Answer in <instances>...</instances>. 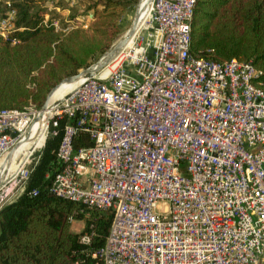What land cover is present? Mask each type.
I'll list each match as a JSON object with an SVG mask.
<instances>
[{"label":"built area","instance_id":"2783aa9c","mask_svg":"<svg viewBox=\"0 0 264 264\" xmlns=\"http://www.w3.org/2000/svg\"><path fill=\"white\" fill-rule=\"evenodd\" d=\"M144 3L146 14L122 50L55 102L42 145L2 180L19 189L5 190L0 209L24 192L32 155L66 118L50 189L113 212L92 261L66 264H264V90L253 82L260 71L237 58L191 54L196 0ZM15 14L0 18L5 38ZM41 112L33 104L0 110V163L30 138ZM80 133L93 143L75 148ZM93 236L90 224L81 242Z\"/></svg>","mask_w":264,"mask_h":264},{"label":"trees","instance_id":"16d2710c","mask_svg":"<svg viewBox=\"0 0 264 264\" xmlns=\"http://www.w3.org/2000/svg\"><path fill=\"white\" fill-rule=\"evenodd\" d=\"M5 17L16 11L8 38L0 34V110L42 107L51 91L103 56L121 33V19L140 0H89L93 19L88 27L57 29L60 14L49 0H4ZM55 13V14H54ZM50 18L46 21V15ZM54 14V16H53ZM191 24V54L225 62H250L260 74L253 82L264 90V0H196ZM62 25V24H61ZM64 26V25H63ZM66 118L56 127L34 165L24 192L0 209V264H66L92 261L89 252L102 248L113 212L87 209L53 193L55 174L61 169L57 152ZM74 147L93 143L88 133L73 139ZM37 188L39 193L29 192ZM85 208L89 216L80 210ZM71 216L94 225L90 244L72 230Z\"/></svg>","mask_w":264,"mask_h":264},{"label":"rangeland","instance_id":"374dc122","mask_svg":"<svg viewBox=\"0 0 264 264\" xmlns=\"http://www.w3.org/2000/svg\"><path fill=\"white\" fill-rule=\"evenodd\" d=\"M139 3H140V1H139ZM139 3H138V5H139ZM0 4H4V2H1ZM47 5L49 6L50 10L60 14L58 20L60 21V25L62 24L61 26L64 28L68 27L69 25H78L79 27H82L81 26L82 23L83 24L84 23L90 24V22L93 19V14L91 13L92 10L87 11L88 6H89V0H49L47 2ZM138 5L130 8L126 13H124V15L121 19L122 20L121 21V33L116 38L113 45L116 44L124 36V34L128 31V29L131 27V25L135 19V16H136ZM54 14H53V16H54ZM0 16H3V12L1 10H0ZM101 57H98L97 59H95L93 62L90 63V65L97 62ZM89 66H87V67H89ZM87 67L81 69L80 71L86 69ZM44 138H45V136H44ZM42 142H43V140L36 147L42 145ZM33 150L34 149H32V151H30V152L32 153ZM31 153H29V154H31ZM40 154H41L40 151H36L32 155V157H31L33 160L32 166L37 164V161L40 158ZM14 183L15 182H13L9 177V179L6 181V183H4L3 185L0 186L1 187L0 199L3 196H5L4 192H5V190H7V188L12 189L14 193L17 192L19 187L17 186L16 188H13ZM4 199H6V198L4 197ZM80 221L81 222H79V220L77 219L74 224L72 223V226H71L72 230L77 232V233L82 232L86 226V222L84 220H80Z\"/></svg>","mask_w":264,"mask_h":264},{"label":"bare ground","instance_id":"6f19581e","mask_svg":"<svg viewBox=\"0 0 264 264\" xmlns=\"http://www.w3.org/2000/svg\"><path fill=\"white\" fill-rule=\"evenodd\" d=\"M144 1H142V6L139 11L140 19L144 17L145 10ZM143 7V8H142ZM113 61L109 66L105 67L104 73H107L111 68H113L116 64ZM114 63V64H113ZM89 75H81L79 78L73 81H66L61 83L55 91L52 93L51 98L49 100L47 108L43 111L41 118L38 122L33 126L31 136L26 141L22 142L17 148H15L11 153H9L0 163V184L1 179L5 178L11 172L15 171L18 167L20 160L24 157L28 156L30 151L34 149L42 140L44 141L45 130L47 123L52 116L53 107L55 102L64 97L67 93L73 90L78 84H80L83 80L88 78ZM43 143V142H42ZM2 175V176H1Z\"/></svg>","mask_w":264,"mask_h":264},{"label":"water","instance_id":"95a60500","mask_svg":"<svg viewBox=\"0 0 264 264\" xmlns=\"http://www.w3.org/2000/svg\"><path fill=\"white\" fill-rule=\"evenodd\" d=\"M139 11H140V3L137 7V12H136V16L135 19L131 25V27L128 29V31L124 34V36L114 45H112V47L94 64L90 65L89 67H87L86 69L80 71L79 73L67 77L65 78L61 83L66 82V81H73L76 80L77 78H79L81 75H89L93 76L95 74V72H97L98 70L102 69L104 66H106L110 61L113 60V58L122 50V48L127 44L128 40L130 39V37L132 36V34L134 33V31L136 30L138 23H139ZM60 83V84H61ZM59 84V85H60ZM57 85L49 94L45 104L42 106V112L40 114V116H42L43 111L47 108L49 100L51 98L52 93L55 91V89L59 86ZM2 176V175H1ZM3 180V178L1 179V181Z\"/></svg>","mask_w":264,"mask_h":264},{"label":"crops","instance_id":"0c3cea01","mask_svg":"<svg viewBox=\"0 0 264 264\" xmlns=\"http://www.w3.org/2000/svg\"><path fill=\"white\" fill-rule=\"evenodd\" d=\"M79 222H81L80 220H79ZM75 223V221L73 222V224ZM77 231V230H76Z\"/></svg>","mask_w":264,"mask_h":264}]
</instances>
